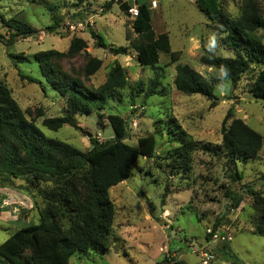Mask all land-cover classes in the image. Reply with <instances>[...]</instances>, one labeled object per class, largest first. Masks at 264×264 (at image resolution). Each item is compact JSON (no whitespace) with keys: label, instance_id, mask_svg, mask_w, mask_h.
Here are the masks:
<instances>
[{"label":"rangeland","instance_id":"374dc122","mask_svg":"<svg viewBox=\"0 0 264 264\" xmlns=\"http://www.w3.org/2000/svg\"><path fill=\"white\" fill-rule=\"evenodd\" d=\"M110 1L0 0V35L4 39L15 32L10 31L2 19H19L38 31L27 38L15 37L11 46L0 42V83L10 89L27 118L47 138L87 152L91 149V138L106 142L115 137L108 119L111 114L128 121L127 144L137 147L139 138L156 137L154 158H139L130 179L110 190V198L117 208L115 232L111 237V244L115 246L110 247L104 257L77 253L71 264H156L164 258L200 264L195 250L207 245L209 229L220 227L229 229L233 240L210 245L216 255L212 264H264V237L255 234L259 217L256 202L264 195V145L258 160L236 164L219 148L223 121L229 111L232 118L243 120L264 137V102L250 97L260 69L253 67L234 85L221 71L202 65V43L219 55L233 54L223 45L221 34L210 26L206 15L190 0L139 1L150 6L153 1L157 3L158 8H151L153 30L156 35L168 33L172 50L181 53L177 63L160 52L157 68L142 67L137 52L131 48L132 43L142 40L132 30L133 19L123 12L119 0H114L108 10ZM256 1L264 15V0ZM222 9L233 18L240 14L239 4L231 0H223ZM88 18L94 22L95 33L108 46L129 47V54L115 56L109 50L98 48L89 28L72 34L66 32L68 22ZM56 22L58 28L49 32L48 28ZM258 35L264 43V30ZM73 37L86 40L88 49L75 55L67 54ZM53 49L67 54L52 61L59 75L77 80L91 91L105 83L115 61L126 71L129 86L119 91L115 99H109L106 109L78 116L79 130L64 125L52 131L43 126L46 118L65 114L64 99L47 83L35 59L38 52ZM12 54L23 55L27 60L16 63ZM91 57L103 60L104 64L95 75L87 77L85 67ZM178 64L191 66L209 80L216 77L224 80L221 86H215L216 106L202 95H186L176 89L174 79ZM155 71L161 74L162 94L146 97ZM19 73L38 83L22 80ZM182 133L201 143L200 149L190 155L189 170L178 167L173 158H168L180 146ZM238 175H242V179H237ZM250 191L257 194L254 196ZM233 196L242 198L238 209L232 208ZM148 201L154 204V218ZM16 226L29 225L17 223ZM14 228L8 224L0 230V243L15 231ZM81 256L83 263L78 259Z\"/></svg>","mask_w":264,"mask_h":264},{"label":"trees","instance_id":"16d2710c","mask_svg":"<svg viewBox=\"0 0 264 264\" xmlns=\"http://www.w3.org/2000/svg\"><path fill=\"white\" fill-rule=\"evenodd\" d=\"M139 1V15L133 20L132 28L142 40L131 44V48L137 52L139 64L142 67L157 68L160 52L169 55L172 63H177L181 53L172 50L168 33L155 34L150 6ZM231 1L239 4L240 14L237 18L224 12L223 0H194L208 18L210 26L221 34L223 45L233 54L228 57L219 55L206 43H202L200 63L221 71L234 85L250 69L259 68L252 93L256 99L264 102V43L258 35L260 30H264V15L256 0ZM114 3L111 0L107 9ZM119 5L127 15L126 3L119 1ZM2 20L10 31L15 32L9 39L0 35V42L7 46L13 44L15 37L27 38L38 33L22 20ZM56 24L50 26L48 31L54 32L58 28ZM90 31L96 41L99 38L96 42L98 48L109 50L115 56L129 54V47L108 46L93 29ZM87 49L86 40L73 37L67 54L75 55ZM67 54L53 49L35 55L42 76L65 102L63 116L43 121V126L52 131H58L64 125L79 130L78 116L106 109L109 99H115L119 91L129 86L125 68L117 61L109 70L105 83L96 91L86 89L77 80L62 77L52 61ZM11 58L16 63L27 60L23 55L12 54ZM103 64V60L91 57L85 67L87 77L95 75ZM19 74L22 80L31 84L38 83L31 77ZM160 79L161 74L155 71L149 81L146 97L162 94L159 89ZM223 83L222 78L209 80L189 65L176 66V89L186 95H202L212 101L213 107L216 106L215 86ZM230 118L231 111L223 121V138L219 148L234 164L258 160L264 137L241 119L232 118L227 127ZM108 119L115 137L106 142L91 138V149L83 152L65 142L47 138L27 118L26 112L12 97L10 89L0 83V184L15 187V180H23L44 202L38 224L18 230L0 245L2 263L70 264V259L76 253L94 252L98 256H105L110 247L115 246L111 244V237L117 208L110 198V190L130 179L139 158H154L156 137H141L137 147L131 146L125 142L129 135L128 121L118 114H111ZM179 143L180 146L168 158H173L178 167L189 170L190 155L200 149L198 146L201 143L188 139L186 133H182ZM237 179H242V175H238ZM250 192L254 196L257 194ZM231 199L232 208L238 209L242 198L233 196ZM148 205L154 218V204L148 201ZM256 207L259 217L255 234L264 237V195L258 197ZM26 252L28 255H25ZM156 264L186 263L176 259L166 261L164 258Z\"/></svg>","mask_w":264,"mask_h":264},{"label":"crops","instance_id":"0c3cea01","mask_svg":"<svg viewBox=\"0 0 264 264\" xmlns=\"http://www.w3.org/2000/svg\"><path fill=\"white\" fill-rule=\"evenodd\" d=\"M190 1L194 2V0H190ZM153 2L156 3L155 1ZM154 7L158 8L157 3L154 6L152 5L150 6V11L151 8ZM94 30L96 31L95 28ZM14 184L15 187L9 185L3 186L0 184V230H4V228L8 224L10 226L15 227L14 228L15 231L11 233L9 237L4 239L3 242L0 243V245L4 243L7 239H9L18 230L25 228L24 226L22 227L16 226L17 223L19 225L26 223L29 226L36 225L37 222L39 223L40 211L44 208V202L42 198L39 197L35 193V191L29 189L25 181L17 179L14 181ZM18 187H22V188H18ZM93 254L96 256L94 252L82 253L83 256H89V257L94 256ZM76 255L77 253L73 257H75ZM100 257H104V256H100ZM71 259H70V264H71ZM78 259L82 260L80 263L84 262L82 256L78 257ZM0 263L2 262L0 261Z\"/></svg>","mask_w":264,"mask_h":264},{"label":"built area","instance_id":"2783aa9c","mask_svg":"<svg viewBox=\"0 0 264 264\" xmlns=\"http://www.w3.org/2000/svg\"><path fill=\"white\" fill-rule=\"evenodd\" d=\"M127 5V15L130 16L131 19H135L139 15V4L137 0H119ZM156 5V3H152V6ZM94 22L92 19H80L72 22H68L65 25L66 32L75 33L77 31L85 30V29H93ZM207 245H202L198 249L195 250L200 264H212L216 260V255L213 249L210 247L212 243H229L233 240V235L229 229H225L224 227H220L216 230L209 229L207 231Z\"/></svg>","mask_w":264,"mask_h":264},{"label":"water","instance_id":"95a60500","mask_svg":"<svg viewBox=\"0 0 264 264\" xmlns=\"http://www.w3.org/2000/svg\"><path fill=\"white\" fill-rule=\"evenodd\" d=\"M99 40V38L97 39V41ZM251 98H254V95L250 96Z\"/></svg>","mask_w":264,"mask_h":264}]
</instances>
